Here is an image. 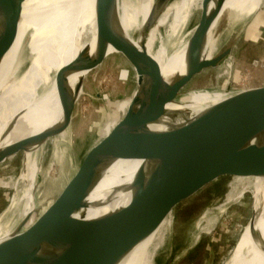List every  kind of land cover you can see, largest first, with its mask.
I'll return each instance as SVG.
<instances>
[{"label":"water","instance_id":"1","mask_svg":"<svg viewBox=\"0 0 264 264\" xmlns=\"http://www.w3.org/2000/svg\"><path fill=\"white\" fill-rule=\"evenodd\" d=\"M12 1L0 0V12ZM169 1L156 0L148 27ZM224 2L205 0L186 47L185 73L165 79L152 58H143L125 37L120 0H96L95 50H81L56 80L63 117L69 127L85 80L71 88L69 77L98 69L111 48L135 73L140 95L133 96L132 106L138 108L130 107L110 134L87 151L39 216L27 217L0 242V264H120L175 208L202 189L225 180H230V188L237 180L264 177V83L224 91L229 95L225 100L203 108L180 101L194 77L218 67L231 53L226 48L204 58ZM9 42L0 29V64ZM56 136L55 129L47 130L35 143L44 145ZM29 147L22 142L1 149L0 165ZM119 160L144 162L125 191L131 193L129 204L86 220L80 213L91 206L89 197Z\"/></svg>","mask_w":264,"mask_h":264},{"label":"bare ground","instance_id":"2","mask_svg":"<svg viewBox=\"0 0 264 264\" xmlns=\"http://www.w3.org/2000/svg\"><path fill=\"white\" fill-rule=\"evenodd\" d=\"M128 1L120 0L119 10L123 33L129 43L134 45L143 58L151 57L165 79L184 74L186 47L194 28L185 40L178 43L177 49L171 55L165 53V46L155 50V44L160 38V28L168 24L170 18L172 32L166 42L177 37L180 29L189 22L195 7L200 6L203 0H178L172 5V9L164 8L157 14L154 13L156 15L150 27L148 26L156 9V0H134L130 25L125 23ZM95 3L96 0H13L0 12V29L10 40L5 60L0 64V150L22 142H29L30 145L24 152L22 173L18 178V184L22 187L19 202L23 201V208L18 212L20 220L11 222L5 220V217L4 221L1 219L0 242L7 239L35 208L32 198L38 179L36 157L44 146L37 145L35 139L43 132L53 129L58 136L51 140L63 143L66 139L69 127L59 105L56 80L58 73L69 66L81 50L89 48L93 54L96 40ZM260 4L262 0H230L210 31L211 38L209 36L204 58L211 59L214 56L217 34L227 13L241 10L252 13ZM113 51L112 48L109 49L108 55ZM19 52L31 53L32 59L37 58V61L27 75L21 76L7 87L4 83L11 75L8 77L6 74ZM85 75L86 73L72 74L69 77L71 88ZM82 93L81 89L78 99ZM135 95L139 96L140 92L137 91ZM228 96L224 91L201 93L194 96L193 100L182 103H193V106L203 108L221 102ZM132 101L129 108H138L132 106ZM4 113L6 116L1 117ZM142 166L143 161H116L94 190L85 219L99 218L129 204L131 193L125 191L129 190L133 178ZM238 188L229 201L251 188L256 189L254 213H251L250 222L225 264H264V177L238 180ZM17 208V202L13 199L6 212H15ZM171 227L172 213L152 236L129 253L120 264H153L152 256L160 245L161 238ZM247 250L251 253L245 259L243 255Z\"/></svg>","mask_w":264,"mask_h":264},{"label":"rangeland","instance_id":"3","mask_svg":"<svg viewBox=\"0 0 264 264\" xmlns=\"http://www.w3.org/2000/svg\"><path fill=\"white\" fill-rule=\"evenodd\" d=\"M177 1L170 0L165 8L172 9ZM229 1L225 0L219 17ZM202 2L193 10L187 25L168 43L171 18L160 28L155 50L165 46V53L171 55L177 49L178 43L196 26L205 0ZM134 4V0L128 1L127 25L132 24ZM213 7L211 4L210 9ZM226 48H231L229 56L218 67L194 77L182 91L180 101L189 102L201 93L236 91L264 83V0L252 13L243 10L227 13L217 34L214 56ZM116 54L113 51L98 69L86 73L83 93L76 102L65 141L57 143L50 139L38 153V179L32 198L35 208L28 213V218L39 216L57 198L87 151L107 137L126 114L137 91V79L129 64ZM36 61L31 53L19 52L6 74L11 77L4 85L8 87L27 75ZM5 116L6 113L1 115ZM23 155L24 152L12 156L0 165V221L3 217L6 218L3 221L20 220L18 212L23 208V201L19 202L22 187L18 178L22 173ZM229 183L230 180H225L211 184L175 208L172 227L161 238L152 256L153 264H225L230 259L254 213L256 189L251 188L229 201L239 190L238 180L230 188ZM13 199L18 208L8 213ZM88 210L80 215L85 216ZM250 253V250L244 252V258L248 259Z\"/></svg>","mask_w":264,"mask_h":264}]
</instances>
